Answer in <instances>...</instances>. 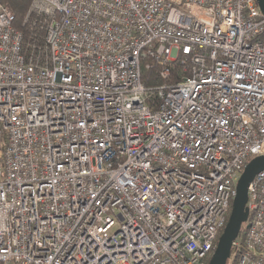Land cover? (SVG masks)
Segmentation results:
<instances>
[{"label": "built area", "instance_id": "obj_1", "mask_svg": "<svg viewBox=\"0 0 264 264\" xmlns=\"http://www.w3.org/2000/svg\"><path fill=\"white\" fill-rule=\"evenodd\" d=\"M0 0V264H206L264 155L257 0ZM146 60L163 84L142 82ZM174 63L180 72L173 73ZM237 264H264V170Z\"/></svg>", "mask_w": 264, "mask_h": 264}, {"label": "water", "instance_id": "obj_2", "mask_svg": "<svg viewBox=\"0 0 264 264\" xmlns=\"http://www.w3.org/2000/svg\"><path fill=\"white\" fill-rule=\"evenodd\" d=\"M264 16V0H257ZM264 170V155L254 157L247 164L236 186L231 214L222 237L212 256L210 264H228L233 252V244L239 238L243 225L247 224L250 212L247 207L249 187L256 176Z\"/></svg>", "mask_w": 264, "mask_h": 264}, {"label": "trees", "instance_id": "obj_3", "mask_svg": "<svg viewBox=\"0 0 264 264\" xmlns=\"http://www.w3.org/2000/svg\"><path fill=\"white\" fill-rule=\"evenodd\" d=\"M5 1L9 3L11 10L14 13L15 16L14 27L23 33L25 44L43 46L45 44L46 26L44 24L42 17L34 14L29 15L33 0H5ZM147 63L150 64V68L147 69L144 66L142 70V82L148 88L162 85L164 82L159 75L161 68L156 63H154L153 60H146L145 64ZM172 67L174 68L173 71L174 75L175 73L180 72V69L178 68L179 67L178 63H174ZM250 220H251V216L249 218V221ZM247 227H248L247 224L243 225L242 231L239 236V240H242L243 237L245 236ZM224 229L219 233L216 245H218L220 238L222 237V234L224 232ZM212 256L213 254H211L207 258L206 264H210ZM228 264H237V259L234 260L230 259Z\"/></svg>", "mask_w": 264, "mask_h": 264}, {"label": "bare ground", "instance_id": "obj_4", "mask_svg": "<svg viewBox=\"0 0 264 264\" xmlns=\"http://www.w3.org/2000/svg\"><path fill=\"white\" fill-rule=\"evenodd\" d=\"M253 158H254V157H253ZM253 158H252V159H253ZM249 162H250V161H249Z\"/></svg>", "mask_w": 264, "mask_h": 264}, {"label": "rangeland", "instance_id": "obj_5", "mask_svg": "<svg viewBox=\"0 0 264 264\" xmlns=\"http://www.w3.org/2000/svg\"><path fill=\"white\" fill-rule=\"evenodd\" d=\"M249 223V222H248Z\"/></svg>", "mask_w": 264, "mask_h": 264}]
</instances>
